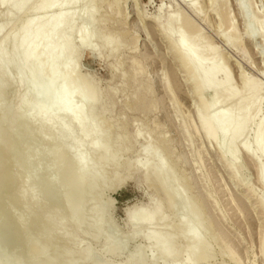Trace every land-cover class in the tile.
Listing matches in <instances>:
<instances>
[{"label":"rangeland","instance_id":"rangeland-1","mask_svg":"<svg viewBox=\"0 0 264 264\" xmlns=\"http://www.w3.org/2000/svg\"><path fill=\"white\" fill-rule=\"evenodd\" d=\"M40 1L35 0L21 17L6 21L3 20L6 6L0 4L3 47L8 43L7 36L16 30L22 19L31 17L32 8ZM115 1L85 0L84 5L66 6V11H74L78 16L75 29L87 25L84 16L88 11L96 12L89 18L95 23V35L87 46L80 44L79 33L71 34V46L79 55L75 59L77 72L74 81L63 90L65 94L74 95L70 108H85L86 119L98 120L95 138L87 137L82 128H78V122L71 123L70 110L53 109V113L50 110L35 119L28 118L23 107L29 102V93H26L29 77L21 78L25 82L20 79L19 87L24 86L21 91L17 86L12 87L17 78L12 63L10 66L14 68H10L1 82L4 90L1 113L6 119L20 109L23 114L15 127L10 128L6 122L0 128L9 127L5 130L8 133L17 129L18 133L13 132L16 143L23 150L27 148L20 152H27L23 157L21 153L20 158L16 157L17 161L20 159L19 164L13 161V155L0 153L5 163L8 161L4 166L6 171L0 170V175L7 171L12 173L7 174L11 176L0 189V264H62L66 258L73 264H128L127 257L138 249L143 248L147 255L149 248L144 237L158 231V208L166 198L163 193H155L140 168L145 162L140 154L148 149L146 140H151V145L155 141L162 142L163 150L170 153L171 163L176 165L174 175L187 180L192 190L187 192L191 195L179 189L184 196L187 194L186 198L193 196L199 202L210 223L204 238L213 242L211 264H264V209L261 205L264 156L251 157L237 147V162L225 146L218 147L215 141L206 138L198 119L201 102L193 94L195 82L186 78L184 68L172 52L181 38L199 40L209 54L217 58V67L226 72L232 90L248 96L255 87L260 96L259 107L256 123L253 122L247 136V146L253 151L255 127L264 118V0ZM191 4L196 6V11L190 8ZM104 20L107 24L101 23ZM106 34L113 36L116 43L102 44L97 36ZM249 34L254 37L250 38ZM187 48L188 45L183 46L181 51ZM61 61L57 60L56 66L62 71L69 61L66 58ZM86 82L89 86L84 85ZM18 91L25 97L20 99ZM14 92L18 93L17 97ZM138 94L144 97L143 105L133 110V99ZM204 95L208 109L220 98L219 92ZM93 103L96 108L90 110ZM50 117L54 119L50 126L55 134L53 138L42 130L43 123ZM103 121L110 125L111 137L122 129L131 147L128 152L115 156L116 164L112 161L106 167V186L100 191V182L91 179L93 170L106 153H113V139H105L102 132ZM68 129L73 135L69 138ZM19 132L21 137L32 135L25 138L30 139L29 148L23 137L17 139ZM136 133L137 138L132 140L131 135ZM81 145L76 160L74 147ZM162 156L158 153L157 159ZM86 159L89 165L79 167L77 161ZM114 164L122 167L117 174L122 179L118 186L114 180L119 179L113 178ZM128 166L133 170L130 178ZM171 187L173 192L178 190ZM171 187L167 186V190ZM129 208L133 210L126 214ZM50 214L52 224L49 225L42 217ZM181 214V207L177 206L173 211H165L164 216L174 222ZM39 218L44 231H40L42 227L33 230L29 226ZM187 222L191 224V219ZM17 235L22 236V240L19 241ZM213 236L217 243L212 240ZM67 237H72V241L67 242ZM185 246L183 239L180 250H185ZM110 248L118 252L109 253ZM228 253H232L235 263L228 259ZM171 263L174 262L158 260L156 264Z\"/></svg>","mask_w":264,"mask_h":264},{"label":"bare ground","instance_id":"bare-ground-1","mask_svg":"<svg viewBox=\"0 0 264 264\" xmlns=\"http://www.w3.org/2000/svg\"><path fill=\"white\" fill-rule=\"evenodd\" d=\"M34 1L35 0H0V4L6 6V12L3 17V20L6 21L11 18H13L11 20H14L17 16L20 15L22 16V14L28 11L29 7L34 3ZM83 1L85 0H41L32 8L33 10L31 9L32 10L31 17L24 20L22 19V21L18 24V26H16L17 27L16 30L14 29V31L7 36L8 38L7 45L3 47V43L1 42L2 45H0V85L1 82L3 81V78L8 75V71L10 70V68H12L10 66V64L12 63L13 66L15 67V68L13 67L15 69L14 75H16L17 77L16 78L13 75L16 79L14 78L15 81L13 84L15 86L13 85L12 87L15 88L17 86L16 87L17 89L19 86H21L20 79L25 75L26 77L27 76L29 77V80L28 79L26 80L27 81L26 90H28V92L26 93H29V102L26 104L23 103L25 104L24 105L25 107L23 108H25V114L26 116H28V118L35 119L41 113L44 114L45 112L50 110L52 111L53 109L58 111L70 110V116L68 117V119L71 121V123L78 122V128L80 129L82 128L81 129L82 132H85L84 134H86L87 137L95 138V136L98 135L97 134L98 133L97 127H99L97 126L99 125V123H97L98 120L92 121L86 119L85 108L82 107L70 108L69 106L74 99V95L72 93L65 94V92H63L64 87L67 84L74 81L75 79L74 77L77 72L75 59L78 58L77 57L78 54H77V50H75L71 46V37L73 35V32L75 31L76 33H79V35L81 36L80 44L82 43L81 44L82 47L87 46L90 42L89 41L90 38L93 37V35H95V26H94L95 23L93 22L94 23L93 25L92 21H90L89 19L91 15L93 17L94 13H96L94 12V10L89 9L90 11H88L86 13V16H84L85 21H87L86 22L87 25L78 27L76 29L74 28V23L75 21L78 20L77 14L74 11H66L67 5H71V4L77 5L79 3H82ZM82 5L84 4L82 3ZM189 6L194 11H196L195 5L191 4ZM104 22L107 24L106 20H104L101 23ZM68 26H70V29L72 28L71 31L67 29ZM186 26L188 27V25ZM2 27L3 26L1 24L0 32L2 30ZM97 33L98 32L96 31V34ZM97 37L99 41L104 45L109 44L111 41L116 43L115 40L113 39L114 37L111 35L107 36L106 34V36L99 35ZM253 37L254 35L252 37L250 36V38ZM200 43L201 42L199 40H190L184 37L179 40L178 46L176 48L174 47V49H172V52L175 56V59H177L179 64L182 65L181 67L184 68L186 73V78L189 79L190 81L195 82V87H193L194 88L193 94H195L200 99L201 102L200 103L201 108L199 109L198 112V119H199L200 127L203 130L206 138L208 140L215 141L218 144V147L225 146L226 149H228V151L230 152L234 161H237V153H236L237 147L241 148L246 154H248L251 157L255 155L264 156V118L260 119L255 127L256 139L254 141L253 151H250L249 147L247 146L248 143L247 136L252 125L256 123L254 122V120L255 117L257 116L258 113L257 109L259 107L258 105H259L260 96L258 97V93H256L255 87L251 89L252 92L248 96H245L243 92L236 93L234 90H232L230 88L231 86H229L230 79L227 76L226 72H224L223 69L217 67V58L214 55L209 54L210 52H208V50L204 47L205 45L202 46V44ZM186 45H188L189 48L185 49L184 51H181V47L183 46L186 47ZM65 58L69 62L66 65V67L64 66L65 69H62L61 71L59 67L56 66L58 64L57 60L64 61ZM56 68H58L59 70ZM24 82H22V84ZM84 85L89 86V83L86 82ZM23 87L24 86H22L21 88L19 87L20 88L19 91H21ZM2 88L3 87L1 85L0 105L2 104L1 102L3 100V95H4L3 94L4 90ZM19 91H18L20 95L19 98L21 99L24 95L22 96ZM216 92L220 93L219 96L220 98L219 100H217V102H215L216 104L214 107L211 106L212 109L210 108V106H209L210 109H208L206 106V102L203 101L202 96L207 93L213 94ZM22 93H24V91ZM15 95L16 94L14 92V96ZM93 95L96 97V92L93 91ZM13 99L16 98L14 97ZM133 101L134 102L132 109L133 110L141 109L143 105L144 97L143 95L138 94L136 99L135 100L133 99ZM209 103H207V105H209ZM95 106L96 103H93V109L90 108V110H94V108H96ZM19 111H15L14 113L11 112L12 113L11 117H9V119H6L7 118L6 115L2 114L0 109V125L3 126V124L5 125V123L7 122L6 124H8L10 128L15 127L18 121L22 118L23 113L21 114ZM51 113H53V111ZM242 117L244 118L242 119ZM53 120L54 119L52 117L48 118L43 123L42 126L43 127L42 130L45 131V134L51 136L52 138L55 137V134L50 130L51 128L50 126L53 125L52 123ZM102 123H103L102 127L104 126L102 128V132L105 134V139H113L111 144L112 145L111 147H113V153L111 154L106 153L103 157L101 164L96 169L93 170L91 179L93 182H97V183L100 182V186H99L100 191L104 186H106L105 185L106 167L110 163H112V161L115 159V156H117L119 153L122 152H126V151L128 152L129 148L131 147V142H126L125 139H127L126 138L127 136H125L122 129L120 131L114 132L113 133L114 137H111L112 134L110 133L111 132L110 125L105 123V121H103ZM20 126H18L17 128H20ZM121 126L123 127L122 124ZM9 127H7V129ZM25 128L26 127H24L23 129ZM7 129L4 128V130H2L0 128V153L2 154V152H4L6 155L11 154V156L13 155L15 158L16 157L18 158V156L20 158V153H21L23 154L22 155L23 157L27 151L25 153L20 152L21 151L20 149H22V147H19L20 144L17 145L15 139L16 135H14L15 133H13L16 132L17 129L15 131L8 130L11 133L5 131ZM16 133H18V130ZM19 133L20 134L18 135L20 136L21 132ZM71 135L72 132L68 129L66 136L69 138ZM19 136H17V139L21 140L23 136L22 137L20 136L21 138H19ZM30 136L32 135H30L29 133V136L26 135L23 138L25 139ZM136 138H137V133L131 135L132 140H135ZM61 140L67 141V139H61ZM25 141L28 143L30 142V139H25ZM149 142H151V140L150 141L146 140L145 144L146 147L150 150L148 151V149L147 150L145 149L143 153L140 154L142 158H144L145 160L144 163L142 162L140 168L144 170L143 172L145 174V180L149 181L150 183L149 186L152 189H154L155 193L156 192L163 193L166 200L158 208V219H157L158 231L154 233L150 232V234L144 237L145 243L148 245L149 248L147 249L148 254L145 255L144 251L142 250L143 248L138 249L136 252L130 254L127 257L126 262L128 264H156L158 260H161L162 263L171 261L176 264H211L212 260L214 259V253L211 245V243L213 242L208 241L204 238L205 233L209 230L210 223L204 217L202 208L199 202L197 201V199L194 198L193 196L186 198L185 196L187 194L184 196L183 192L179 189L181 187L184 189V191L187 192V190H189L190 187L187 183V180H185L182 177L181 178L176 177L174 175V173L176 172L175 171L176 165L174 163H171L170 153L166 150H163L162 142L155 141V143L152 142V145ZM22 144L24 145V143ZM29 145L30 144L28 143V148ZM81 147L82 145L74 147L75 154L74 153L73 154L76 155L75 158L76 160L78 153L81 151ZM25 150H27V148ZM25 150L22 149V151ZM59 152H60L59 150L56 152L55 158H57ZM158 153H161V155H163L160 160L157 159ZM1 154H0V158L1 156L3 157V155ZM17 158L15 160L13 159V161H16L18 163L20 159L17 161ZM0 160H3L2 162H0V170H4V166L7 165L8 161L5 163L4 161L5 159L1 158ZM150 162H154V163L152 164ZM77 164L79 167H85L89 165L87 159L78 160ZM115 164H114L115 172L113 178L119 179L117 174L122 169V167L120 168L121 165L118 166ZM130 166H128L129 178L132 177L133 174V170L131 169ZM7 174H12V173H8L7 171L6 173H2L0 175V189L5 187V183L8 181V177L11 176ZM11 178H9V180ZM114 181H117V186H118V183L120 184V181H122V179L114 180ZM12 183L14 184V182H11L10 185ZM167 186L169 187L175 186L178 190L176 192H173L172 187L170 188L171 190H167ZM187 193L191 195L189 191ZM261 205L263 206L264 209V197H262L261 199ZM177 206L181 207L182 214L180 218L178 219L175 218L176 220L174 222H169V220L165 218L164 213L167 210L173 211V209ZM132 210L133 209L129 208L126 210L125 213L130 214ZM42 218L43 221H46L44 223L49 225L52 224V221L50 219L51 214L47 217H42ZM188 219H191V224L187 222ZM43 221L42 219L36 222L31 221L32 224L29 226L33 230L34 229L40 230L38 228L42 227L41 224L43 223ZM145 221H143V223H145ZM42 230L44 231L43 227L41 228L40 231ZM53 230L56 231V228ZM55 231L52 232L51 230L53 234ZM7 234H9L8 230H7ZM5 235H6V231H5ZM52 237L54 238L55 236L53 235ZM48 238H50V236H48ZM183 239L186 242L185 250H180L179 245L181 243V240ZM18 240L19 241L22 240V236H18ZM212 240L215 241L216 243L218 241L215 236L212 237ZM66 241L67 242L72 241V237H67ZM108 252L117 253L118 250H114L110 248ZM65 253L67 254L68 252ZM71 253L69 252V254ZM227 257L228 259L232 260L235 263L234 256L232 255V253H228ZM262 257L264 260V249L262 250ZM62 264H73V263H70V261L68 263L66 258L62 262Z\"/></svg>","mask_w":264,"mask_h":264}]
</instances>
